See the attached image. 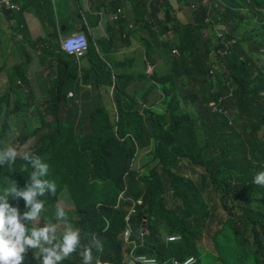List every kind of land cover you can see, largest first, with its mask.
I'll return each instance as SVG.
<instances>
[{
    "label": "clouds",
    "instance_id": "obj_1",
    "mask_svg": "<svg viewBox=\"0 0 264 264\" xmlns=\"http://www.w3.org/2000/svg\"><path fill=\"white\" fill-rule=\"evenodd\" d=\"M22 2L0 0V19L13 20ZM242 5L230 23L222 0H130L129 9L114 2L113 11L98 14L117 25L107 39L96 44L83 24L60 39L61 51L77 61L60 65L43 106L25 84L29 59L12 58L8 78L0 70V264H66L72 255L75 264H201L203 250L220 248L229 229L241 250L225 264H264V20L257 27L252 20L251 28L239 19L264 15V7ZM246 35L250 46H239ZM183 36L207 43V77L190 75L192 63L179 62ZM58 88L65 98L53 96ZM114 90L144 117L145 132H116ZM97 108L114 130L100 132L105 145L89 127L67 122L102 115ZM48 112L75 131L72 158L93 162L68 190L38 155L43 143L27 139L43 129L38 117ZM83 138L99 151L81 147ZM112 138L118 143L109 145ZM222 168L235 173L222 175ZM135 184H151L148 194L168 190L160 207L170 211L168 220L152 214L149 227L144 208L156 197H135Z\"/></svg>",
    "mask_w": 264,
    "mask_h": 264
},
{
    "label": "crops",
    "instance_id": "obj_2",
    "mask_svg": "<svg viewBox=\"0 0 264 264\" xmlns=\"http://www.w3.org/2000/svg\"><path fill=\"white\" fill-rule=\"evenodd\" d=\"M56 1L23 0V8L15 13L13 20L4 23L0 19V70L6 71L8 78L12 74V58L29 59L25 67V84L32 89L34 99L42 106L48 101L46 91L52 86V81L58 79L60 65L67 66L77 61L61 51L60 39L80 31L83 24L82 31L88 33L96 44L104 41L107 39L104 38L105 33L112 35L117 25L108 23L104 13L98 16L100 11L105 9L110 13L114 2L129 9L130 3V0H58L61 9L58 13ZM141 15L146 16L145 13ZM6 59L9 66L3 67L7 64ZM142 69L141 62L137 70ZM18 78L25 80L21 76Z\"/></svg>",
    "mask_w": 264,
    "mask_h": 264
},
{
    "label": "trees",
    "instance_id": "obj_3",
    "mask_svg": "<svg viewBox=\"0 0 264 264\" xmlns=\"http://www.w3.org/2000/svg\"><path fill=\"white\" fill-rule=\"evenodd\" d=\"M225 5V12L224 16L228 20V22H232L233 15L236 13L235 9L242 7L243 0H222ZM256 2L257 4H261L264 7V0H252ZM10 12H6V15ZM240 22L246 26L251 27V21L256 20V23L254 24L256 27L259 26L263 20L264 15L258 12H244L240 17ZM252 28V27H251ZM237 29V26H234V30ZM232 37L237 38L236 35L231 34ZM238 39V38H237ZM198 41L204 43L202 47L198 46L196 43V40L193 38H190L188 36H183L181 39V45L180 49L182 52V58L180 59V63L183 65H187L189 62L192 63L193 69L187 71L192 76H205L207 77L206 71H205V65L203 64L204 57L207 59V54L202 52L206 48L207 44L203 39H197ZM252 39H249V36L246 35L239 43L238 45L241 47L250 46L249 41ZM204 67V68H203ZM85 71V70H83ZM93 74V73H92ZM91 74V75H92ZM98 76L100 74L97 73ZM89 75L85 74V82L88 84L90 80L87 78ZM98 84H100L98 81H96ZM62 90L56 89L53 92V96L56 99H60L63 96H61ZM4 95L0 96V103L3 101ZM65 98V97H63ZM113 100L116 102L117 109L119 110V121L117 124L118 130L116 132H145L143 130L144 128V117L139 114L134 108V106H123L121 103V100H123V97L121 94H119L116 90H114V94H112ZM88 101L83 102V106L87 105ZM59 105L55 102L52 105V108L57 111ZM99 112H102V115H99L98 112H94L90 115H81L79 117L73 116L72 121H67L69 123V126L76 124L79 127H89L91 132H94L100 139L101 143L105 145L106 141L101 136L100 132H114L113 126L110 123L107 116L103 115L104 110L102 108H97ZM69 114V113H68ZM71 118V114H69ZM38 119L42 121L43 123V129H36L34 131H31V135L28 136L27 139L32 140L34 137H37L39 140V143H43L41 145L42 151L37 149L38 155H40L50 166L51 172L53 176H55L54 180L56 181L58 186H61V184L67 180L71 181L72 186L76 182L77 176L82 172L80 167V160L72 158V155L70 154L69 146L71 143L78 140L75 139L74 135L70 132H75L74 130H71L70 128H67V126L63 121H60L54 113L48 112L47 114H40ZM64 128H67L66 131H63ZM2 132V131H0ZM41 132V133H39ZM43 132H51L50 136L45 135ZM21 142H23V136L21 139ZM109 145L112 143L117 142L114 138L109 139L108 141ZM118 143V142H117ZM80 146H86L88 147L92 152L97 153L99 151L98 145H96L94 142H92L89 139L83 138ZM125 146V145H124ZM126 151V150H125ZM93 162L90 164L89 172L92 168ZM108 163L105 164H96L95 169L96 171L104 170L108 168ZM151 188V184H147L146 186L142 187L138 184L134 185V195L135 197H142L145 200L149 197H156V204L155 209L153 210V216L155 217V220H158L159 216H162L165 220H168L170 211L169 210H162L161 204L166 198V193H168L167 189H160L152 194L146 193ZM241 201L247 204L246 198L244 196L241 197ZM144 212L140 210L138 213V218L141 220L143 218ZM94 232H89L87 234H92ZM97 238L100 240V237L97 236ZM88 239H90V235L82 239V243H87ZM101 241V240H100ZM95 250V249H94ZM97 251V250H96ZM79 256V254H75ZM110 256V253H106V255L102 258L103 260H108ZM66 264H75V258L73 255L66 261H64Z\"/></svg>",
    "mask_w": 264,
    "mask_h": 264
},
{
    "label": "rangeland",
    "instance_id": "obj_4",
    "mask_svg": "<svg viewBox=\"0 0 264 264\" xmlns=\"http://www.w3.org/2000/svg\"><path fill=\"white\" fill-rule=\"evenodd\" d=\"M58 0L56 1V10L58 13H61V9L58 7ZM4 20V23H6V20ZM159 21V18H158ZM163 21V19H162ZM239 121V120H238ZM246 131V130H245ZM233 132H236L233 130ZM72 155V154H71ZM73 156V155H72ZM241 158L240 156L233 157V160H237ZM80 160V167L79 169L82 170V172L77 176L76 182L80 180L81 176L84 174L88 175V158L83 156L79 158ZM235 173V170L232 168H222L221 174L222 175H229ZM71 181L67 180L61 184L65 188V190H68L71 188ZM156 198H151L147 201V206L144 208L145 213L148 215V224L149 227L153 226V220H152V214L155 207ZM219 208V206H218ZM221 208L218 210V214L220 213ZM148 238V237H147ZM220 248H217V250L208 248L203 250V255L201 259V264H225L227 260V255L229 253L233 252H240L241 247L237 244L236 234L233 229H229V231L225 232V234L221 235L220 238ZM246 261L244 260L242 264H245Z\"/></svg>",
    "mask_w": 264,
    "mask_h": 264
},
{
    "label": "water",
    "instance_id": "obj_5",
    "mask_svg": "<svg viewBox=\"0 0 264 264\" xmlns=\"http://www.w3.org/2000/svg\"><path fill=\"white\" fill-rule=\"evenodd\" d=\"M84 63H85V60L82 61L83 66H85Z\"/></svg>",
    "mask_w": 264,
    "mask_h": 264
}]
</instances>
